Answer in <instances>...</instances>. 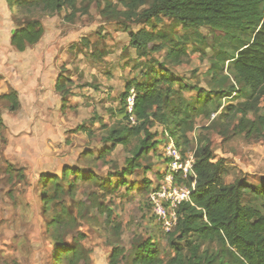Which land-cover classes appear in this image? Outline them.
Listing matches in <instances>:
<instances>
[{
	"label": "rangeland",
	"instance_id": "rangeland-1",
	"mask_svg": "<svg viewBox=\"0 0 264 264\" xmlns=\"http://www.w3.org/2000/svg\"><path fill=\"white\" fill-rule=\"evenodd\" d=\"M18 1L23 3L19 9L0 0V96L17 89L20 103L17 110L10 111L0 98V264H55L51 238L55 229L49 222L63 206L67 212L62 214L64 226L56 228L58 235L66 245L78 240L88 252V264H109L114 247L123 249L118 264H125L122 257L145 240L154 243L163 258L173 257L166 232L151 212L155 190L170 173L169 145L180 150L183 162L198 136H206L213 161L223 160L226 184L242 180L256 185L264 179V130L239 132L241 114L234 112L244 105L245 119L257 121L264 114V96L254 100L246 89L235 85L238 93L214 98L205 107L202 104L212 98L196 105L192 92L193 87L207 93L229 87L232 78L226 59L234 56L237 39L251 37L250 30L182 29L175 19L165 16L146 21L141 14L153 0H142L134 10L128 6L129 0H75L74 8L65 7L53 15L39 6L32 8L35 0ZM30 19L42 24L44 34L37 44L18 52L10 45L11 33ZM139 31L152 33V45L161 44L162 49L151 51L148 44L145 52H139L131 47L129 35ZM258 46L264 50V34ZM40 61L42 70L37 68ZM159 63L177 79L174 89L183 98L181 109L192 126L187 132L188 146L177 132L170 133L154 120L151 145L133 164L134 150L140 146L138 138L131 135L124 146L118 144L103 159H93L104 144L111 146L104 142L111 131L132 125V117L126 121L120 111L125 85L144 76L159 78ZM213 63L216 67L210 70ZM48 64L71 77L69 84L65 76L60 80L62 92L66 85L71 86V93L59 100L57 108V92L41 95L43 100L36 95L39 86L41 91L46 89L38 73L47 70ZM30 85L34 89L31 95L20 96L18 91ZM125 111L131 113L127 100ZM58 122L65 131L57 130ZM78 125L83 128L77 130ZM62 165L77 167L84 175L91 171L94 179L72 181L69 177L63 185L71 181V193H59L53 206L45 209L40 179L44 174L60 175ZM174 183L186 185L187 179L180 173ZM244 203L258 205L259 201L246 194ZM178 243L186 258L190 246L197 247L196 254L202 258L221 248L215 240L196 236Z\"/></svg>",
	"mask_w": 264,
	"mask_h": 264
},
{
	"label": "trees",
	"instance_id": "trees-1",
	"mask_svg": "<svg viewBox=\"0 0 264 264\" xmlns=\"http://www.w3.org/2000/svg\"><path fill=\"white\" fill-rule=\"evenodd\" d=\"M7 3L15 4L17 9L23 6L18 0H7ZM74 3L75 0H35L32 8L39 6L43 12L53 15L65 7L74 8ZM141 3L142 0H129L128 6L134 10ZM160 16L175 19L182 29L207 26L216 30L235 28L242 33L250 30L251 37L248 40L237 39L238 45L234 50V56L226 59L230 62L229 76L232 78L229 87L212 89L209 93L193 87L196 105L205 98H212L209 103L203 101L205 104L202 105L206 107L214 98L222 99L226 93H238L239 87L246 89L254 100L264 96V50L258 46V40L264 34V0H153L151 7L141 14V18L146 21ZM43 34L42 24L37 19H30L25 25L12 31L10 45L16 51L23 52L37 44ZM152 36V33L145 31L131 32L129 44L139 52H145L148 44L151 51L161 50L163 45H152ZM170 50L172 52L174 49ZM213 64L210 70L215 69L216 64ZM158 67L159 78L144 76L143 80L133 81V85L131 83L125 85L120 98L122 105L120 111L126 121L132 117V125L124 126L119 131H111L104 140L105 143L110 142L111 146L104 144L98 156H92L93 159H103L118 144L124 146L127 136L131 135L138 138L140 146L139 150H134L133 164V161L151 145L150 129L154 120H158L170 133L177 132L183 139V145L188 146L190 140L187 132L192 130V126L186 119V112L181 109V106H185L182 102L183 98L174 89V82L177 79L167 72L163 63H159ZM226 79L228 80V77ZM65 81L69 84L71 79L66 78ZM61 85L58 81L56 89L64 99L67 94L66 85L62 88L65 89L64 92L60 88ZM183 87L187 86L183 84ZM131 88L134 90V97L129 113L125 111V106ZM0 98L7 102L10 111L19 108L18 93L15 89L11 88ZM219 106L214 108V111H217ZM151 108L154 111H150ZM246 111L247 107L244 105L234 109V112L241 114L238 131H246V134L263 131L264 114L259 116L257 121L246 120L244 117ZM82 128V125L77 126V130ZM83 154L87 155L88 152L84 151ZM192 156L194 189L190 193L189 201L182 203L177 210L176 227L173 231L165 233L166 243L174 251V256L163 258L155 244L145 240L133 246L127 257H122L125 258V264H264V179L256 185L242 180L226 184L223 181V160L213 161L211 143L206 136H198ZM83 173L84 171L77 167H62L60 175H42L40 182L44 208L49 209L51 205L53 206L59 193H71L73 186L71 181L67 186L63 185L69 177H72V181L78 178L87 181L94 179L93 172L89 171L85 175ZM246 194H250L254 201H259V204L244 203ZM64 212H67V209L63 206L61 213L53 216L49 222L57 231V234L53 231L51 236L54 242L55 264H88V252L78 240L73 245H66L63 243V238L58 235L56 228L64 226L65 219L62 215ZM105 212L106 215H110L107 209ZM192 236L202 240H215L221 248L216 253L202 258L196 254L197 247L190 246V257L186 258L178 241ZM80 238L83 239L84 235L81 234ZM122 251L123 249L114 247L109 257V264H118Z\"/></svg>",
	"mask_w": 264,
	"mask_h": 264
},
{
	"label": "built area",
	"instance_id": "built-area-1",
	"mask_svg": "<svg viewBox=\"0 0 264 264\" xmlns=\"http://www.w3.org/2000/svg\"><path fill=\"white\" fill-rule=\"evenodd\" d=\"M134 92L127 97L130 111L133 106ZM132 119V118H131ZM171 154L170 173L168 178L159 184L151 199V212L155 216L157 223L164 228L165 232H171L177 225V208L184 202L189 201L191 191L194 189L195 175L192 171L193 156L189 153L187 160L180 159L179 149L169 145ZM180 173L187 179L186 185L178 186L174 183L175 175ZM161 227V228H162Z\"/></svg>",
	"mask_w": 264,
	"mask_h": 264
},
{
	"label": "crops",
	"instance_id": "crops-1",
	"mask_svg": "<svg viewBox=\"0 0 264 264\" xmlns=\"http://www.w3.org/2000/svg\"><path fill=\"white\" fill-rule=\"evenodd\" d=\"M46 67L48 68L47 70L45 69L44 70V72H40V73H38V79H41V83H44V86H45V84H46V89H43L44 91H41V86H39V88H40V90L39 89H36V95L38 94V96H39V100H43V98L42 97H40L41 95L43 96L44 94L46 95V96H50L52 93H56L57 92V94H59L58 96H57V99H55L56 100V102H55V106H56V108H57V104H58V102H59V100L60 99H62V97L60 96V92H58V90L56 89V83L59 81L60 82V80H61V78L62 77H64L65 76V78H68V79H71V77L70 76H67L66 74L64 75V73L63 72H60V70H58V69H56L55 67L54 68H52L53 67V65L50 67V65L48 64V65H46ZM45 67V68H46ZM37 68H38V70H42V64H41V61L39 62V63H37ZM71 87V86H70ZM70 87H67L66 88V93L67 92H69V93H71L70 91H71V89H70ZM15 88V87H14ZM19 89V88H18ZM17 90V89H16ZM65 90V89H64ZM32 91H34V89L32 88V85H30L29 87H27V88H23L22 87V89L21 90H19L18 92H19V95L20 96H25V95H31V92ZM5 94V93H4ZM35 95V96H36ZM35 99V98H34ZM72 100H74V97H72L71 98V100H70V102H73ZM72 104V103H71ZM58 111V110H57ZM61 110H59V112H60ZM60 123L58 122V124H57V130H59L60 132H61V130H63V131H65L66 129L62 126V125H59ZM24 127H26V126H24ZM29 133V132H28ZM62 167H64V165H62V166H60V169H59V171H61V169H62Z\"/></svg>",
	"mask_w": 264,
	"mask_h": 264
}]
</instances>
